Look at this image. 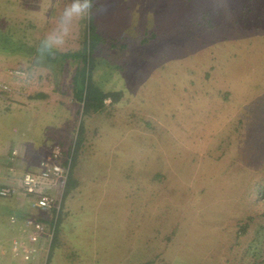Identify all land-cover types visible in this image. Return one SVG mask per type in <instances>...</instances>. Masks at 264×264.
Listing matches in <instances>:
<instances>
[{
    "label": "rangeland",
    "instance_id": "obj_1",
    "mask_svg": "<svg viewBox=\"0 0 264 264\" xmlns=\"http://www.w3.org/2000/svg\"><path fill=\"white\" fill-rule=\"evenodd\" d=\"M254 2L243 21L232 14L241 0H96L65 45L48 52L59 55L49 66L0 47V87L9 92L0 97V187L54 147L70 156L84 127L76 183L61 198L74 219L36 264H264L263 206L248 197L264 187V0ZM69 3L0 0V31L40 51ZM90 25L98 36L90 81L122 96L82 117L72 91L80 58L62 55L82 51ZM23 118L48 123L41 154L23 157L3 139L4 122L18 130ZM7 200L4 246L21 229L9 225ZM8 246L1 262L21 264Z\"/></svg>",
    "mask_w": 264,
    "mask_h": 264
},
{
    "label": "trees",
    "instance_id": "obj_2",
    "mask_svg": "<svg viewBox=\"0 0 264 264\" xmlns=\"http://www.w3.org/2000/svg\"><path fill=\"white\" fill-rule=\"evenodd\" d=\"M247 4H244V0H241V4L238 7L237 10H232V14L233 13H237L239 14V18H241V20L243 21H250L251 18L249 19H245V17L249 16L250 14H248L246 12V10H250L252 6L255 7V2L254 0H249L247 1ZM251 3H254L253 5H250ZM207 12V11H206ZM261 13H263L261 11ZM264 16V15H262ZM237 19V18H236ZM236 19H232L230 21L236 20ZM228 21V22H230ZM93 26H89V35L87 38H85L84 40V48L82 49V51L80 52H68L63 54L61 57L64 59H77L80 58V63L81 66L78 68V70H76L74 76H73V95H74V99L76 102H78L80 104L81 108V113H82V117L84 116H89L91 114H95V113H103L105 110V100L109 99L112 103H116L118 102V100L121 98L122 93H112V92H108L105 93L104 90L102 91L99 87H97L93 82L90 81V76L92 73V69H93V63L94 60L91 57L92 51H94V49L96 48V43L98 41V36L95 35L94 29L92 28ZM0 37H1V42H0V47L2 48V51H4L5 56L6 57H12L13 55H21V58H26V57H31L32 58V63L34 66L36 67H46L47 65H51V63L56 62L58 59V54H55L57 56L56 59L52 58V53H47L46 55V61L48 62V64H46L42 59L41 56H43L41 54V52L39 50H36L33 47H29L27 45H25L24 43H17L11 36H10V32L9 33H3L0 31ZM1 52V51H0ZM23 56V57H22ZM46 64V65H45ZM0 97H5V100L9 99V92L4 91L2 89H0ZM8 104V103H7ZM8 107V106H7ZM5 110L8 112H10L6 107ZM141 123V122H140ZM143 124V123H142ZM144 125V124H143ZM129 127L131 128V124H129ZM10 128V127H9ZM11 129V128H10ZM148 129V128H147ZM78 136H77V141L75 142V150H73L72 154L73 157L69 156L68 154H66L65 152L62 151V158L64 161V164H62V166L67 169V179L66 182L64 184V193L69 192V190L74 186V184L76 183V180H73L72 178V169H75L76 166V161L77 160V150L78 148L81 146L82 142H83V132H84V127L82 124H80L79 128H78ZM42 157V156H41ZM36 166V165H34ZM34 168H31L29 170H32ZM251 194L248 196L250 197V202L249 204L252 206L254 204L257 203V200L261 202L262 206H263V210H262V218H264V187H259L256 190H253L252 192H250ZM63 195V192H62ZM62 195L58 197L59 199V210L56 214H54V225H53V231H52V238H51V243L49 246H46L47 248H50L54 245L55 242H58L59 240V234H61V226H68V224L71 222V220H73L74 218H70L67 216V213H64L61 209V198ZM255 199H254V197ZM62 214V215H61ZM256 214V213H253ZM17 218H19L17 215L15 216ZM20 219V218H19ZM253 220V217L250 216L249 217V221ZM249 227V224L246 223L243 226L239 227V233L240 234H246V229ZM9 245V244H8ZM9 247V246H8ZM46 256V255H45ZM44 259V257L42 258V260ZM41 260V261H42ZM50 258L47 259V261H45L46 263L44 264H50ZM150 264V263H149Z\"/></svg>",
    "mask_w": 264,
    "mask_h": 264
},
{
    "label": "built area",
    "instance_id": "obj_3",
    "mask_svg": "<svg viewBox=\"0 0 264 264\" xmlns=\"http://www.w3.org/2000/svg\"><path fill=\"white\" fill-rule=\"evenodd\" d=\"M0 89L8 92L6 87ZM62 164V150L54 147L50 154L37 161L34 169L25 171L18 186L0 187V198L20 197L32 210L22 219L15 216L9 219L10 226L21 225V229L13 233L16 236L8 250L21 264H36L38 252L51 243L54 214L58 212L60 204L58 197L62 195L67 179V169ZM4 249L0 241V253Z\"/></svg>",
    "mask_w": 264,
    "mask_h": 264
},
{
    "label": "crops",
    "instance_id": "obj_4",
    "mask_svg": "<svg viewBox=\"0 0 264 264\" xmlns=\"http://www.w3.org/2000/svg\"><path fill=\"white\" fill-rule=\"evenodd\" d=\"M3 110L5 111V115H7L8 113L6 112L5 107ZM4 111H3V113H4ZM23 117H25V116H23ZM37 119L32 118V119L26 120V118H23V120L21 121L22 123H19V125H18V130H13V131L8 127L7 122H4L5 127H6V130H5L6 133L3 134V139H5V141L7 140V142L8 141L13 142V140H14V142H16L15 144H19L20 145V151H21V154L23 157H25L26 154H28V152H26L27 149H30L31 151L32 150L35 151V149H39L38 153L41 154L40 152L44 150L42 148H45V149L47 148L46 134L51 130L47 129L48 123L45 125H44V123L41 124L38 122L39 119L38 120ZM60 123H62L63 126L58 128L59 130H61L65 126V124H68L66 121L63 120V122H59V124H56V125H60ZM58 129L53 130V131H58ZM13 132H15V134H13ZM15 150H16V152H13V154L15 155V153H16V156H17L18 147L15 148ZM11 154H12V152H11ZM38 157H40V156H38ZM38 160L36 159V161H34V162L32 160L31 162L24 164L22 166L23 168H21L22 171L25 172L31 168H34L35 167L34 165H36ZM9 164H12V162H10ZM12 171H13L12 167H7V168H5V173L3 175L5 176V174L10 173ZM19 182L20 181L12 182V183H6L5 186L12 185V184H13V186H18ZM25 202H24V199L22 200V198H19L16 201L12 200V199H8L6 201V204H8L10 206V208H9L10 212H8L9 216H16L17 215L20 219L24 218L26 215L25 214L26 208H28V206L26 207L27 204ZM7 225L5 227L3 225V227L5 229L7 228L6 230L9 231L10 228L8 229ZM0 236H1V239L3 238V236H5V234L2 233L1 228H0ZM8 243L10 245V242H8ZM8 243L7 244L5 243L6 245L5 246L3 245V247L8 246ZM3 255H4V251L1 250L0 264L4 263V262L3 263L1 262L3 259ZM4 264H6V263H4Z\"/></svg>",
    "mask_w": 264,
    "mask_h": 264
},
{
    "label": "clouds",
    "instance_id": "obj_5",
    "mask_svg": "<svg viewBox=\"0 0 264 264\" xmlns=\"http://www.w3.org/2000/svg\"><path fill=\"white\" fill-rule=\"evenodd\" d=\"M95 3L96 0H70V3L63 9L57 27L41 41V54L63 47L71 35L74 23L89 18Z\"/></svg>",
    "mask_w": 264,
    "mask_h": 264
}]
</instances>
